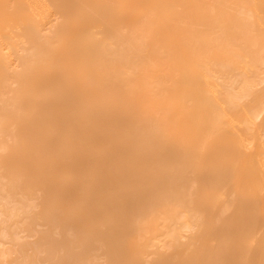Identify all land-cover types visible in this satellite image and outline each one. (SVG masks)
Segmentation results:
<instances>
[{
	"label": "bare ground",
	"instance_id": "bare-ground-1",
	"mask_svg": "<svg viewBox=\"0 0 264 264\" xmlns=\"http://www.w3.org/2000/svg\"><path fill=\"white\" fill-rule=\"evenodd\" d=\"M0 264H264V0H0Z\"/></svg>",
	"mask_w": 264,
	"mask_h": 264
}]
</instances>
